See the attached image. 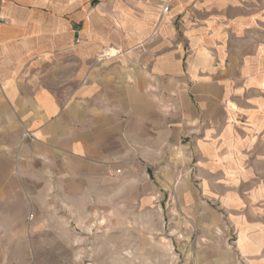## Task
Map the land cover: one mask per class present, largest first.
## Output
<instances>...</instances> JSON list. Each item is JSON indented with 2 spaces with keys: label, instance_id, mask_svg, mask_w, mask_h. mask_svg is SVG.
Returning a JSON list of instances; mask_svg holds the SVG:
<instances>
[{
  "label": "crops",
  "instance_id": "0c3cea01",
  "mask_svg": "<svg viewBox=\"0 0 264 264\" xmlns=\"http://www.w3.org/2000/svg\"><path fill=\"white\" fill-rule=\"evenodd\" d=\"M157 2L124 0L119 24L99 0H0V181L19 164L105 183L181 155L222 206L262 218L264 14Z\"/></svg>",
  "mask_w": 264,
  "mask_h": 264
},
{
  "label": "rangeland",
  "instance_id": "374dc122",
  "mask_svg": "<svg viewBox=\"0 0 264 264\" xmlns=\"http://www.w3.org/2000/svg\"><path fill=\"white\" fill-rule=\"evenodd\" d=\"M243 1L264 14V0ZM123 2L96 7L120 24ZM34 138L26 130L20 141ZM18 166L0 181V264H225L224 248L229 264H264V211L256 220L249 204L222 206L217 182L201 186L197 159L175 155L95 184Z\"/></svg>",
  "mask_w": 264,
  "mask_h": 264
},
{
  "label": "built area",
  "instance_id": "2783aa9c",
  "mask_svg": "<svg viewBox=\"0 0 264 264\" xmlns=\"http://www.w3.org/2000/svg\"><path fill=\"white\" fill-rule=\"evenodd\" d=\"M160 5L162 6V14H167L170 10V0H160ZM121 169L117 170L120 173Z\"/></svg>",
  "mask_w": 264,
  "mask_h": 264
},
{
  "label": "bare ground",
  "instance_id": "6f19581e",
  "mask_svg": "<svg viewBox=\"0 0 264 264\" xmlns=\"http://www.w3.org/2000/svg\"><path fill=\"white\" fill-rule=\"evenodd\" d=\"M115 55V54H114Z\"/></svg>",
  "mask_w": 264,
  "mask_h": 264
}]
</instances>
